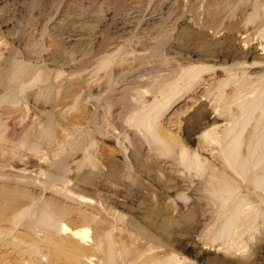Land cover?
I'll return each mask as SVG.
<instances>
[{
    "label": "rangeland",
    "instance_id": "1",
    "mask_svg": "<svg viewBox=\"0 0 264 264\" xmlns=\"http://www.w3.org/2000/svg\"><path fill=\"white\" fill-rule=\"evenodd\" d=\"M159 2V0H149L148 6L145 7V5V8H143L145 11L148 9L146 12H142L143 18L141 19L144 20L152 8H158ZM174 2L178 5L174 4L178 17L176 16L177 18L174 21L171 20L173 22L170 19L168 20V18L166 19V17L164 18L163 15L167 16V14L161 10L162 18L166 21L168 20L166 24H163L165 26H163V30L168 27V24L173 25L171 28L168 27L165 30L167 33L163 30V32H160L161 28L158 36H156L155 32L150 33L149 31H146L147 33L143 32L146 33L145 35L139 33L138 27L132 34L130 33L125 38H122V40H118L111 32L108 33V31H111L109 26L108 28L105 27L106 29L104 28L105 30L101 31L102 35L105 31L107 32V34L103 35H106L103 40L104 45L100 46V42L98 43L99 39H97L92 48L94 52L90 50L95 56H92L91 53L90 55L88 54L85 58L86 60L83 59L86 62L79 60L75 55L73 56V53L65 52V50H61L58 46L55 48V46L49 43L48 38L52 33L53 20L45 24L46 26H42V28L37 24L38 19L35 16L36 18L33 17L29 21L31 23L27 24V22L24 23L26 26L22 25L24 29H20L19 33L18 30H15L8 35L0 34V111H2V106L13 95V85L24 81L23 78H19V76L11 71L10 65L13 62H18V65H26L34 70L42 69L50 73L58 71L62 76L60 77V84L62 85L63 83L64 87L66 86L68 89L66 91V93L68 92L67 94L63 90H53L51 91L52 96H50L48 91V93L43 92L41 84L28 85L22 94H18L21 104L27 106L29 111L31 110L26 116V120L22 121L21 118L23 116H21L18 109L14 112H16L15 114H20L21 117L14 114L17 116L15 117L10 113L7 116H3L0 112V116L5 118V126L7 125V128L10 126V131L8 132L12 133L13 130L18 133L17 131H19L21 133L19 135L23 138L29 136V134H33L34 129L29 131L27 128L29 122H33L35 118V121L41 124L44 120L43 116L51 109L54 112L55 118H57V125L59 124L58 131L61 132L65 121H58L62 119L56 113L62 107L61 110H64L63 115L65 113L64 116H67V118L64 117L66 121L69 119L70 122H74L71 119L78 121H75V124L79 123L78 125L81 127L78 131L81 134L80 143L84 144L91 137L90 140L92 141L93 138L97 146L94 148V152L96 151V155L99 152L97 155V159L99 160H97L98 166L96 165V168L92 170L93 176L89 182V185L93 188L92 190L76 185V179L84 173H89L92 168L88 166V169H84L87 168L85 166L77 173L73 159L70 158L71 155H67L66 151L62 150L64 153L62 151L60 153V150H57L56 155L47 152L49 154L46 156V159H39L33 153H28V155L26 153L27 159L25 163L23 162V165L18 163L17 158H12L9 162L12 165L14 164V167L10 164V168L6 165V157L0 156V210L4 214L7 211L10 212L16 206L27 207L31 201L35 203L44 201L65 209L66 212L63 211L64 213L59 217L63 223L68 224L70 227L82 224L89 226L90 241L85 243L84 248H86L87 254L91 256L92 264L106 263L102 253L97 251L94 245V240L105 232L111 233L113 243L115 244L116 256L114 257L113 264H141V261L149 256L156 255L158 258L163 257L168 253L167 250L169 248L181 251L194 259L196 264H264V240L256 244V252L248 260H239L232 255L223 254L222 250L220 251V249L207 244L208 229L212 225L220 223V220L217 219L223 210L220 199L218 196L210 195L205 186H200L198 179V181L196 178L193 180L184 171L186 177L183 176L182 168L184 167L177 164L176 158L174 159L170 154L164 153L165 156H162L161 145L151 142L148 139L150 137L147 135L145 128L143 129V125H139L135 121L136 116L150 103L152 98L157 96L158 87L163 82L172 79L174 76L176 77V74L179 75V71L190 65L201 63L215 65L217 68L215 67L210 71L207 70L208 72L201 74L197 81L195 80L193 84L191 83L192 86H187L188 89L184 88L162 114L155 119L156 130L160 137L161 135L162 137L164 136V142L169 145L172 144L174 146V143H177L178 137H180L184 138L183 140L193 148L200 146L198 149L201 148L200 152L204 153L209 166V173L214 170L216 174H224V177L227 176L226 178H230L229 180L233 184L239 186L240 194L247 197L253 204H257L263 197L261 189L247 185V183L245 184L239 177L235 176L221 159L220 150L214 145L206 146L205 143H202V140H199V135L213 124L218 125L217 129H222L227 123L226 119L216 115L212 111V108H210L211 106H208L213 94L217 90L213 87L222 83L229 75H234L236 80L239 79L238 77H242L239 75L243 74V79L246 81L249 79L248 82L254 80V83L257 79L264 78V35L263 33L258 34V31L264 27V0H215V3L213 0H175ZM211 2L213 3L211 4ZM255 6L257 7V17L259 16L257 20L259 22L252 21L244 24V18L250 14ZM180 7L181 10L179 9ZM208 10H211V12ZM212 10H214V13ZM260 24L263 26L261 27ZM31 25L34 29H30ZM38 26L42 28V35ZM29 30H32L31 32H34V34ZM152 33L155 34L153 35ZM161 33H164V35ZM28 34L32 37H27ZM101 34L99 35L100 39L103 38L100 37ZM155 36L156 38H153ZM98 45L100 48H97ZM99 49L102 51L100 52ZM101 54H105V59H109L106 69H98L99 58L103 57ZM77 61H80L82 64ZM231 64H235L237 68L235 69V66L232 69L219 68V66H229ZM96 66L97 68H95ZM97 69L98 72H96ZM229 69L230 71H228ZM90 73L93 74L91 75ZM83 77L85 78V82ZM71 82L75 83V85L69 84ZM66 83L72 86L78 85L75 89L72 86L66 85ZM230 85H226L223 91L226 93L230 92L233 84ZM72 89H75V91H72ZM76 90H79V93ZM72 92L76 94L77 98L79 97V107L77 105V109L73 110L71 106L69 107L72 101L69 93L72 94ZM37 97L41 98L37 99ZM230 105L231 112L235 115L236 108L233 104ZM67 106L69 109H67ZM53 110L57 112L55 113ZM77 110H80V112H77ZM67 111L71 112L68 113ZM66 113L70 114L72 118L68 114L66 115ZM81 113H83V116ZM256 113H258L257 110L254 111L253 117ZM68 117L70 118L68 119ZM73 117L76 118L74 119ZM30 119L32 120L30 121ZM253 124L254 119L252 118L243 127L239 147L241 151L246 150L244 148L246 141L244 140L248 137ZM10 133L6 132L8 138L11 136V139L15 138L16 141H19L20 138L17 135L15 136L14 134L13 137V134L11 135ZM59 137L62 138V135L57 133L56 141ZM159 146L160 148H157ZM40 147L41 149L44 148V146ZM22 166L26 167L24 168L25 170ZM210 167L212 170H210ZM40 168L44 171L48 170L49 176H47L48 174L42 175L39 173ZM122 173L124 175H121ZM62 177L69 182L67 185L70 186L66 187L72 193H76L77 195L84 194L82 196L84 198L87 197L86 199L90 202L82 204L78 200L57 192L56 189L63 186L64 180ZM68 179L73 181L71 182ZM42 182L43 184H41ZM45 183H50L52 188L45 187L47 186L44 185ZM188 186L190 189H188ZM180 193L186 195L188 199L183 201L179 197L178 200V195L181 196ZM99 205L103 210L97 208L100 207ZM261 205V203L258 204L260 209H263V211H260L264 212V206ZM152 207H154L153 210ZM192 207L196 212L193 211ZM155 209H160L157 222L167 220L170 215H174L175 219H179V224L172 227V235L162 237L163 241L172 245V247H159L156 243L142 238L135 233L130 224L131 221L137 219V221L146 224V214L156 211ZM189 210L190 212H194H192L193 215L189 218L183 217ZM116 211L124 215L123 220L117 218L118 222L116 216H112L116 215ZM261 212L260 214H262ZM34 217L26 219H30L29 221L33 222ZM258 217L261 218V215ZM7 224L6 222H1V227L7 228ZM27 227H29V224L25 228ZM25 228L18 226L12 232L15 231V234L29 233L28 229ZM36 228L37 238L45 236L43 228L40 226ZM62 236L65 235H61V238ZM54 238L55 241H58V238L55 236ZM41 246L40 252L44 255V260L33 256L31 261H34V263L32 264H53L54 262L55 264H61L64 262H60L61 260L55 261L54 255L50 254L52 251L47 250L49 249L48 247ZM99 246H102V244ZM152 246L156 247L152 248ZM50 255L52 258H48ZM68 264L75 263L71 262ZM76 264L81 263L77 262Z\"/></svg>",
    "mask_w": 264,
    "mask_h": 264
},
{
    "label": "bare ground",
    "instance_id": "2",
    "mask_svg": "<svg viewBox=\"0 0 264 264\" xmlns=\"http://www.w3.org/2000/svg\"><path fill=\"white\" fill-rule=\"evenodd\" d=\"M159 1L160 2L158 3V8L151 7L152 10H150L146 15L147 17L144 18V20H142L141 19L143 18L142 12L145 11L143 8L148 6L147 4L149 0H0V34L8 35L10 33H13L15 30L16 31L18 30V33H19V30L22 29L24 26H26V24L24 25V23H27V22H28L27 24L31 23L29 21H31L32 18L35 16L38 19L37 24H39L40 27L42 26L44 27L45 24H47L49 21L52 22L53 20L52 22L53 25H52V30H51L52 33L51 35H49L50 37L48 38L49 43L55 46V48H57L58 46L61 48V50H65V52H69V53L71 52L73 53V56L75 55L76 57H78L79 60H83L88 56V54L90 55L91 53L90 50L93 51L92 48H93L94 43L97 42V39L101 40V41L98 40V43L100 42L99 43L100 46L104 45L103 40L106 35L105 36L103 35L107 34V32L105 31V33L102 35L101 31L105 30L106 29L105 27L108 28L109 26L111 31H108V33L111 32L113 35L116 36L114 37L117 38L118 40L119 39L122 40V38H125V36H128L130 33L132 34V32H134L138 27H139V33H143L146 31H149L150 33L155 32L156 36H158L160 32H163V31L165 32V30H167L168 27L171 28L173 25L171 26L170 24H168V27L165 30H163V26H164L163 24L164 23L166 24L169 19L170 21L171 20L174 21V19L178 17L175 12V6H174V4H176L174 2L175 0L174 1L173 0H159ZM214 1L215 0H213V2ZM213 2H211V4ZM176 6L178 5L176 4ZM256 8L257 7L255 6V8L252 9L250 14H248L244 18V21H243L244 24H248L252 21L253 22L258 21L257 19L259 18V16L257 17ZM179 9L181 10V7ZM161 10H163V12L167 14V16L163 15L164 18L165 17L166 19L168 18L167 21L162 18ZM213 11L214 10H212V12ZM209 12H211V10ZM22 25L24 26L22 27ZM40 27L39 29L42 35L43 27L42 28ZM30 29H34L32 28V25ZM29 31L31 32L32 30H29ZM146 33H143V34L146 35ZM259 33H263L264 35V27H262L258 31V34ZM32 34H34V32ZM100 34H101L100 37H103L101 39L99 38ZM161 34L164 35V33H161ZM28 36L29 34L27 35V37ZM156 36L153 38H156ZM29 37H32V36H29ZM105 43H106V40H105ZM97 48H100L99 45L97 46ZM101 55L103 56L101 57V59L98 56L99 58V62L97 64L98 69H106L109 59L108 60L105 59L106 58V56H104L105 54L104 55L101 54ZM92 56H95V55L92 54ZM108 58H109V55H108ZM85 60L83 61L86 62ZM231 65L229 66L226 65L222 67L219 66V68L221 69L231 68L232 69L233 66H235V64H233L232 66ZM215 67H216L215 65H212L209 63L208 64L201 63L198 65L194 64V65L187 66L186 68H183L181 71H179L180 73L178 72L179 75L176 74L177 75L176 77L173 75L174 77L173 78L171 77L172 79H169L168 81L163 82L158 87V90L156 93L157 96L152 98L150 103L136 116L135 121L137 124L143 125V129L145 128L147 135L150 137L148 139H150L151 142H154L155 144L159 143L161 145V148L160 146L157 148H160V150H162L163 152L162 156L164 155V153H168L171 156H173L174 159L176 158L175 160H177V164H180L184 167L182 168L183 176L186 175V174L184 175V172H186L187 175L193 178V180L194 178H196V180L198 179L199 181L198 180L197 181L198 183H200V186H205L210 195L218 196V198L220 199L221 206L223 207L221 214H219L217 218L218 220H220V223L218 225L216 224L212 225L211 223L212 226L210 225L211 227L208 229V234H207L208 235L207 244L214 246L216 249H220V251L222 250V252H224L223 254L232 255L234 256V258L239 259V260H248L249 258L254 256L256 252L255 250L256 244L264 240V215H263L264 212H261L263 211V209L261 210L260 206H258V204L260 203L262 204L261 206H264V78H259L254 83V80L251 82H248L249 79L248 81L243 79V74L239 75L242 77H238L239 79H236V80H235L234 75H229V77L223 80L222 83H219L216 86L214 85L215 87L213 88L217 90H216V93L213 94L208 106L209 107L211 106L210 108H212V111L216 115H218L219 117H222L223 119H226L227 123L224 125L222 129H217L216 127L218 125L216 126L213 124L212 126H209V128L207 127V129H205L199 135L200 136L199 140H202L203 141L202 143H205L206 146L214 145L220 150L221 159L223 160L224 163H226V166L232 171L233 174H235V176L239 177L242 182H245V184L247 183V185H250L253 187L255 186V188L261 189V191L263 192V197L262 198L260 197L261 199L259 200L257 204L256 203L253 204L247 197L240 194L239 186H237L236 184H233L231 180H229L230 178H226L227 176L224 177V174L223 175L218 174V173L216 174L214 170L209 173V166H208L207 160L205 159L204 153L202 151L200 152L201 148L198 149V147L200 146H198L197 148H193L189 146L183 140L184 138L182 139L180 137H178L179 139L177 143L175 142L176 144L174 143V146L172 144L169 145L166 142H164V138H163L164 136L162 137L161 134L160 135L162 138L159 136L156 130L155 123H154L155 119L158 118L160 114H162V112L176 99V96H178V94H180L184 88H187V86L190 87V85L192 86L193 82L195 80L197 81V79L201 76V74L208 72L207 70L210 71L211 69H214ZM95 68H97V66ZM236 68L237 66H235V69ZM10 69L12 72L15 73V75L19 76V78H23L24 81L23 82L21 81L20 83L18 82L13 85L12 87L13 95L7 101V103L4 106H2L3 107L2 111H0L3 114V116L5 115L7 116L9 113L14 115L16 113L14 111L18 109L21 113V116L24 117V119L23 117L21 118L22 121L26 120V116L29 114V112H31V110L29 111V108H27V106H25L24 104H21L20 96H18V94H22L23 90L30 84H41L43 87L42 88L43 92L48 91L49 93L48 92L47 93L50 96H52L51 91L53 90L54 91L63 90L65 93L66 91H68L67 87L66 86L64 87L63 83L62 85L60 84L61 82L59 81L61 80L60 77L62 76L60 72L58 71H55L54 73H50L42 69L34 70V69L29 68L26 65L25 66L21 64L18 65V62L11 63ZM98 69L96 72H98ZM228 71H230V69ZM236 78H237V75H236ZM240 78H242L243 81L242 79L240 81ZM84 79L85 78L83 77V80ZM69 84L75 85V83H72V82ZM69 84L66 83V85H69ZM230 84L231 85L233 84V87L230 90V92H227L228 93L227 94L225 91H223V88L226 87V85L229 86ZM72 85H69V86H72ZM77 85L72 86V87L76 89ZM182 85H184V87H182ZM69 86L68 88L71 89V87ZM245 86L246 88H244ZM75 89H72V91L73 90L75 91ZM78 91L77 93H79ZM69 94H70V97H72L71 105H69V107L71 106L72 110L77 109L79 97L77 98L74 92H72V94L71 93ZM77 96L79 95L77 94ZM206 96L208 97V95ZM40 98L41 97H37V99H40ZM44 102H47V101H44ZM230 104H233L236 108L235 110L236 112L234 111L236 113L235 115L234 113L232 114L231 112ZM69 107L67 106V109H69ZM61 108H59L60 111L58 110V113H56L57 111H55L56 110L55 107H54L55 110H53L55 111L57 115H59V118L62 119L58 121L60 122L65 121L63 125L64 127H62L61 132L58 131L59 124L57 125L58 123L56 121L57 118H55V115L53 114L54 112H52L51 111L52 109H51L50 110L51 112L47 111L48 113H46V115L43 116L44 120L41 124L36 122L35 118L33 122L31 123L29 122V125L27 127L28 130L32 131L34 129V131H33V134H29V136H25L24 138L19 135L21 134L19 133V131H17L18 133H16V131L14 132L12 130L13 128L11 129L12 133L8 132L10 131L9 129L10 126L7 128L6 127L7 125L5 126L6 124L5 118H2L3 116L2 117L0 116L1 117L0 118V156L6 157L7 159L6 165L9 166L10 168V164H11V162H9L11 161L10 159L17 158L18 163L23 165V162L24 163L26 162V159H27L26 156L28 155V153L29 154L33 153L34 156H36L39 159H46V156L49 154V153L47 154V152H50L51 154L56 155L57 150H60L59 151L60 153H62L63 151H66L68 156L71 155L70 158L73 159V164L76 167L77 173L78 171H80L81 168L85 166H87V168H84V169H88V166L92 168L90 169L89 173H84L83 175L79 176L76 179V185H78L81 188L92 190L93 188L92 186L89 185V182L91 181L92 176H93L92 170L96 168L97 160H98L97 155L99 153L98 152L96 155L95 153L96 151L94 152V148L97 147L95 145L96 142L93 141V138L91 141L90 140L91 137H90L86 140L84 144L80 143L81 134L78 131H79V128L81 127L78 125L79 123L75 124L76 120H73V119H71V121H74V122H70L69 121L70 117H68L69 120L67 119L69 122L66 121L65 118H67V116L66 117L64 116L65 113L63 115L64 110H61ZM256 110L258 111V113H256V115L253 117V113ZM67 112L69 113L71 111H67ZM77 112H80V110H77ZM77 112H76V115H77ZM68 113H66V115ZM83 113H81L82 116H83ZM15 115H18V114H15ZM68 115L71 116L70 114ZM18 116H20V114ZM252 118L254 119V124L251 127L248 137L246 138V140H244L246 141L244 145L245 146L244 148H246V150L244 149L245 151H241V149L239 148L241 144V135H242L241 132L243 130V127ZM31 120L32 119H30V121ZM6 132L10 133L11 135L13 134V137H14V134L15 136L17 135L20 138L19 141H16L15 138L11 139V136H9L10 138H8V136H6ZM57 133L59 135H62V138L59 137L57 138V141H56L55 138L57 136ZM175 138L177 139L176 136ZM40 146H44V148L41 149ZM23 152H25L24 155H22ZM242 152L244 153L242 154ZM201 158H204V159H201ZM145 159H147V157H145ZM13 165L12 167H14ZM22 167L23 169L26 168L24 166ZM157 170H158V167H157ZM210 170H212V168ZM39 173H41L42 175L48 174L47 176H49L48 170L44 171L40 168ZM123 173L121 175H124ZM68 180L71 182L73 181L70 179ZM64 181H66V179ZM64 181H63V186L56 189L57 192L64 194V196L66 195L72 199L78 200L82 204H87L90 202L88 199H86L87 197L86 198L83 197L84 194L77 195L76 193H72V191L66 187V186H70V185H67L69 182L67 181L64 182ZM41 184H43V182ZM44 185H47L45 186L47 188H52V185L50 183L48 184L45 183ZM189 186H188V189H190ZM45 187L43 186L44 189ZM182 194L180 193L181 196L178 195V200H179V197H181L183 201H186L188 197ZM173 202L175 203V201ZM176 202H177V199H176ZM29 203L30 205L27 207L16 206L10 212L7 211L9 213L5 212L3 214L1 212L2 210H0V264H32L34 263V261H31V258L33 256L39 257V259L44 260V257H43L44 255L41 254L40 252V249H41L40 245L44 247H48L49 249L47 250H49L50 252L51 251L53 252V253L51 252L50 254L54 255L53 258L55 259V261L61 260L60 262L64 261L62 262L64 264L66 263L68 264L71 262L75 264L77 262L81 264H92L91 256L87 254L86 248H84V245H86L85 243L90 241L89 226H86L83 224L79 226V225H76L75 223L76 226L70 227L68 226V224L63 223L59 219V217H61V215L64 212H66V210L61 207H58L57 205L53 206L52 204L48 202H44V201L41 203H35L34 201H31ZM190 205L189 207H191ZM97 208L101 209V206ZM153 208L154 207H152V210ZM159 210L152 211L150 214H146L145 221L147 225L143 224L140 221H137L138 219L131 221L130 224L133 227L135 233L141 236L142 238H146L147 240L153 243H156L159 247L160 246L167 247V248L168 246L172 247V245L167 244L165 241H163L162 237H169L172 235V232H173L172 227L173 225L179 224V219H175L174 215L173 216L170 215L167 220L165 219L166 221L164 220L163 222H157L158 215L160 213ZM193 211H195L194 208H193ZM192 212H190L189 210L186 213V215L183 217L185 218L191 217L194 213ZM260 212L262 214H260ZM105 213H107V211H105ZM259 215H261V218L258 217ZM33 216H35L33 222H30L29 221L30 219H26L28 217L30 218ZM112 216L113 217L116 216V220H118L117 218H119V220L120 219L123 220L124 218V215L119 214L118 212L116 213V215H112ZM1 222L8 223L7 228L1 227ZM27 224H29V227L25 228ZM18 226H22L23 228L28 229L27 231L29 233L15 234L14 233L15 231L12 232L15 229V227H18ZM38 226L44 229L43 232L45 236H41V238L36 237L37 233H36L35 228ZM95 229L97 228L95 227ZM61 235H65V236H62L61 238ZM54 236L58 238V241H55ZM53 238H54V241H53ZM94 243H95L94 245L96 246V250L101 252L103 257L105 258V262H106L105 264H113L116 253H115V248H114L115 244L113 243L111 233L110 232L103 233L101 236H99V238H96V240H94ZM103 243L105 246L103 245ZM101 244L102 246H99ZM155 247L152 246V248H155ZM160 250L162 249L160 248ZM167 252L168 253H166L163 257L161 256L159 258L156 255L149 256L145 260L143 259V261H141V264H196V261L194 259L190 258L189 256L185 255L184 253H182L181 251H178L175 248H169ZM51 255L48 258H52ZM53 264H55V262Z\"/></svg>",
    "mask_w": 264,
    "mask_h": 264
}]
</instances>
